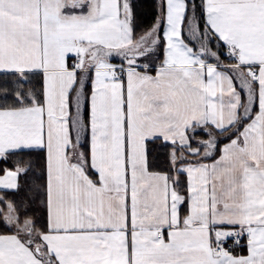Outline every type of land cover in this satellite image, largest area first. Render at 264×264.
Instances as JSON below:
<instances>
[{
    "label": "snow or ice",
    "instance_id": "1",
    "mask_svg": "<svg viewBox=\"0 0 264 264\" xmlns=\"http://www.w3.org/2000/svg\"><path fill=\"white\" fill-rule=\"evenodd\" d=\"M0 264H264V0H0Z\"/></svg>",
    "mask_w": 264,
    "mask_h": 264
}]
</instances>
